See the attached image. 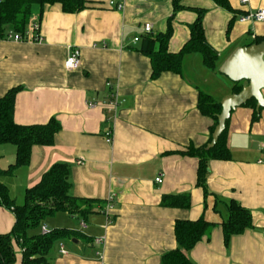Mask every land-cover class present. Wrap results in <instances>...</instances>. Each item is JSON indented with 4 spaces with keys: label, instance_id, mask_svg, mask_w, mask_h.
<instances>
[{
    "label": "crops",
    "instance_id": "0c3cea01",
    "mask_svg": "<svg viewBox=\"0 0 264 264\" xmlns=\"http://www.w3.org/2000/svg\"><path fill=\"white\" fill-rule=\"evenodd\" d=\"M114 1L123 8H112L110 0H87L85 9L69 13L59 3L34 4L31 21L40 22L42 41L0 39V98L20 88L15 121L37 125L55 117L61 124L52 145H35L29 164L0 174V181L22 204L27 188L53 164L67 163L71 194L95 201L86 218L60 212L51 229L44 220L41 233L46 225L74 234L55 244L46 264H161L162 255L177 247L176 221L202 215L213 225L189 252L195 264H264V107L258 111L255 103L232 111L230 159L209 162L207 199L197 185L199 159L183 153L209 142L215 120L200 110L199 92L218 102L234 92L237 83L219 69L237 47L264 37V21L241 20L264 8V0H229L231 9L214 0H179V9L176 0ZM199 9L205 10V35L219 54L218 67L210 68L194 52L184 55L179 72L154 77L143 51L147 39L166 33L171 19L167 47L179 52ZM147 22L153 25L150 33L143 29ZM72 50L81 67L70 71L64 62ZM114 98L118 105L112 110ZM8 144L0 145L1 170L16 161V146ZM183 193H190V207L162 205L164 195ZM232 199L251 211L253 226L227 244L222 223ZM15 221L14 212L0 206V233L10 232ZM61 243L68 253L60 252ZM16 252L15 264H22L18 247Z\"/></svg>",
    "mask_w": 264,
    "mask_h": 264
},
{
    "label": "trees",
    "instance_id": "16d2710c",
    "mask_svg": "<svg viewBox=\"0 0 264 264\" xmlns=\"http://www.w3.org/2000/svg\"><path fill=\"white\" fill-rule=\"evenodd\" d=\"M175 1V9L181 8ZM225 9H231L229 0H214ZM62 5L65 12L76 13L87 7V0H0V39H5L9 30L24 33L31 21L32 7L39 4L43 8L47 4ZM196 21L190 25V39L183 48L176 53L169 52L168 42L172 36L171 19L166 33L148 38L149 45L143 51L150 56L153 65V76L157 77L163 71L179 72L184 55L199 52L205 63L216 69L219 54L208 42L203 18L205 10L199 9ZM264 41V37L257 38L253 43ZM158 43L156 49L154 45ZM252 44V43H251ZM234 92L243 88L241 82H236ZM19 87L10 89L0 98V145L10 143L16 146V161L6 170L0 169V174H13L21 166L28 165L35 145H52L55 135L61 130L60 122L52 117L46 124L21 125L14 119L15 98ZM251 99L245 105L255 104ZM199 108L202 113L214 118L213 131L218 124L217 115L222 110L221 102L212 96L200 91ZM257 113V112H256ZM257 117V116H256ZM226 129L220 135L218 142L212 148L205 146H189L183 152L186 155L197 157V185L202 187L207 199L211 192L208 189L207 179L210 172L209 162L212 159H230V149L227 143ZM70 166L67 163L53 164L34 186L27 188L22 204L16 203L11 197L8 187L0 181V206L12 210L16 221L10 232L0 233V264H15L17 260L16 245L22 249V264H46L49 254L55 244L63 238H70L74 234L69 228H54L49 233L39 231L44 220L56 213L67 212L79 214L86 218L94 211V200L78 198L71 194ZM162 205L187 208L191 206L190 193L166 194L162 198ZM228 218L222 223L225 242L228 244L235 234L243 233L253 226L251 211L237 200L226 203ZM213 223L203 215L196 220L178 219L175 223L177 247L165 252L161 264H195L189 252L200 242Z\"/></svg>",
    "mask_w": 264,
    "mask_h": 264
},
{
    "label": "water",
    "instance_id": "95a60500",
    "mask_svg": "<svg viewBox=\"0 0 264 264\" xmlns=\"http://www.w3.org/2000/svg\"><path fill=\"white\" fill-rule=\"evenodd\" d=\"M219 71L232 81L244 84L240 92H233L222 100V110L217 115L218 124L207 148L216 145L226 129L227 120L233 110L251 99L256 100L258 111L264 107V41L237 47L221 65Z\"/></svg>",
    "mask_w": 264,
    "mask_h": 264
},
{
    "label": "built area",
    "instance_id": "2783aa9c",
    "mask_svg": "<svg viewBox=\"0 0 264 264\" xmlns=\"http://www.w3.org/2000/svg\"><path fill=\"white\" fill-rule=\"evenodd\" d=\"M242 3L248 2V0H241ZM110 6L115 9H122L123 4H119L115 2L114 0H110ZM241 20L248 22V21H264V8H261L259 10L255 11H248L245 14L241 16ZM41 26L40 22H32L28 25L24 33H18L13 30H9L6 34V39H12L16 41H27V42H41L43 39V36L40 32ZM143 29L145 32L150 33L152 32L153 25L150 22H147L144 24ZM139 37H135V41H138ZM64 66L67 70L73 71L78 70L81 67V58L79 56V53L76 50H72L68 57L66 58L64 62ZM108 85H111V82L108 83ZM118 105L117 98H114L109 102L110 109L115 110ZM107 138L109 140L112 139V132H107ZM262 148L264 149V142L262 143ZM157 182L161 183L163 181L162 175L158 176L156 179ZM82 227H86L87 223L85 220L81 222ZM51 230L48 229L46 225L42 226V233H49ZM97 243H103L105 240V237H97L96 239ZM60 252L63 254L68 253L67 248L63 243L60 245Z\"/></svg>",
    "mask_w": 264,
    "mask_h": 264
},
{
    "label": "rangeland",
    "instance_id": "374dc122",
    "mask_svg": "<svg viewBox=\"0 0 264 264\" xmlns=\"http://www.w3.org/2000/svg\"><path fill=\"white\" fill-rule=\"evenodd\" d=\"M9 146H15V145H13V144H8ZM9 151H6V156L4 157V160L10 155L9 153H8ZM22 196H18V200L17 201H19L20 203L22 202ZM23 203V202H22ZM60 213H56V214H54V215H50V216H48L46 219H48V224L50 225V228L49 229H51V227H52V225H53V222L56 220V219H58L59 217H60V215H59ZM52 229H54V228H52ZM57 244V243H56ZM16 247H18V252L21 254V252H22V249H21V247L20 246H18V245H16ZM56 248V245L54 246V248H53V250ZM52 250V251H53ZM20 264H21V261L19 262Z\"/></svg>",
    "mask_w": 264,
    "mask_h": 264
},
{
    "label": "bare ground",
    "instance_id": "6f19581e",
    "mask_svg": "<svg viewBox=\"0 0 264 264\" xmlns=\"http://www.w3.org/2000/svg\"><path fill=\"white\" fill-rule=\"evenodd\" d=\"M6 39V38H5Z\"/></svg>",
    "mask_w": 264,
    "mask_h": 264
}]
</instances>
